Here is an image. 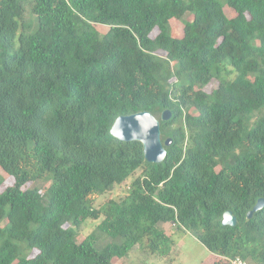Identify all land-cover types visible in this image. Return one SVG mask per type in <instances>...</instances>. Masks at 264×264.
Returning a JSON list of instances; mask_svg holds the SVG:
<instances>
[{"label": "trees", "instance_id": "obj_1", "mask_svg": "<svg viewBox=\"0 0 264 264\" xmlns=\"http://www.w3.org/2000/svg\"><path fill=\"white\" fill-rule=\"evenodd\" d=\"M166 109L163 163L112 133L120 116ZM139 170L126 196L95 205ZM261 198L264 0H0V264H118L138 245L168 257V223L210 264H264Z\"/></svg>", "mask_w": 264, "mask_h": 264}, {"label": "rangeland", "instance_id": "obj_2", "mask_svg": "<svg viewBox=\"0 0 264 264\" xmlns=\"http://www.w3.org/2000/svg\"><path fill=\"white\" fill-rule=\"evenodd\" d=\"M174 26L177 34L181 35L184 30V23L180 20H177L174 21ZM98 27L104 31L105 29L109 28L108 25L104 24H98ZM217 86L218 82H215L210 84L207 88L209 90H213L214 87ZM141 173L142 170H139L125 183L116 185L114 189L108 191L106 194L95 195V205L101 208L112 199H120L126 196L129 192L132 182L136 177L141 175ZM7 180L8 185L13 183L10 177ZM32 184L30 186H32ZM39 185L43 188V191L46 192L47 188L50 186V183L42 182ZM103 219L104 218L99 220H86L79 228L80 240L82 241L86 239L90 234L96 231ZM163 224L164 223H161V225ZM165 228L168 234L174 236L177 241L176 247L170 256L164 257L159 254L147 256L142 251L141 245H138L129 257L118 261V264H210L214 257H217L216 254L213 253L206 245H204L193 233L179 230L180 228L174 223L165 224Z\"/></svg>", "mask_w": 264, "mask_h": 264}, {"label": "water", "instance_id": "obj_3", "mask_svg": "<svg viewBox=\"0 0 264 264\" xmlns=\"http://www.w3.org/2000/svg\"><path fill=\"white\" fill-rule=\"evenodd\" d=\"M173 117L172 109L163 112L162 119L150 111H142L132 115L120 116L112 133L125 141H141L145 145L147 159L151 162L163 163L168 154V146L173 139L164 140L162 120L170 121ZM264 208V198H261L256 207L250 212V217ZM239 222L238 216L232 210L225 213L224 224L236 226Z\"/></svg>", "mask_w": 264, "mask_h": 264}, {"label": "built area", "instance_id": "obj_4", "mask_svg": "<svg viewBox=\"0 0 264 264\" xmlns=\"http://www.w3.org/2000/svg\"><path fill=\"white\" fill-rule=\"evenodd\" d=\"M230 264H250V262L245 260L242 257H237V258L231 259Z\"/></svg>", "mask_w": 264, "mask_h": 264}]
</instances>
